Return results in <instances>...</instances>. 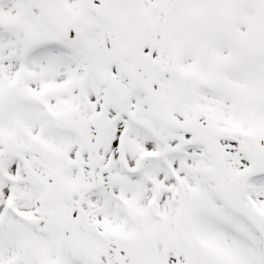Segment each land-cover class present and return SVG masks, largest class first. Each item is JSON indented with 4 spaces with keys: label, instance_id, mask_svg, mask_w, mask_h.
<instances>
[{
    "label": "snow or ice",
    "instance_id": "obj_1",
    "mask_svg": "<svg viewBox=\"0 0 264 264\" xmlns=\"http://www.w3.org/2000/svg\"><path fill=\"white\" fill-rule=\"evenodd\" d=\"M0 264H264V0H0Z\"/></svg>",
    "mask_w": 264,
    "mask_h": 264
}]
</instances>
